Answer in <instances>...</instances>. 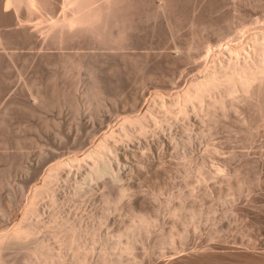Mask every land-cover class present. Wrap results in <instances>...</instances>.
I'll return each instance as SVG.
<instances>
[{
  "label": "rangeland",
  "instance_id": "1",
  "mask_svg": "<svg viewBox=\"0 0 264 264\" xmlns=\"http://www.w3.org/2000/svg\"><path fill=\"white\" fill-rule=\"evenodd\" d=\"M163 2L170 7L167 20L158 16L160 0H0V235L24 216L33 191L43 189L48 194L44 193V200L40 201L42 222L36 239L43 238L41 232L46 226L42 224L57 208L55 211L70 222L97 227L100 242L95 246L88 244L86 251H81H88L85 254L90 261L106 255L108 259L118 258L120 252L112 247L111 239L137 223L136 214L140 213L150 216L152 223L147 233H141V241L132 251L123 252L120 259L124 264H264V111L253 104L256 99L246 100L255 105L254 109L242 104L243 109L244 101L236 100L240 103L236 108L242 109L220 116L218 123L215 121L218 127L214 121L209 122L211 119L201 120L193 115L189 122L176 120L172 130L179 143L176 147L167 142L168 132L157 138L150 132L152 128L142 139L136 136L132 142H125L124 151L133 163L117 182L127 193L113 212L106 211V203L102 197L100 200L109 184L110 198L114 186H119L111 177L104 176L105 184L103 177L83 183L82 190L83 186L76 183L80 177L76 165L71 166L73 163H69L73 172L65 171L70 175L63 173L61 179L48 177L53 175V166L74 156L81 158L107 129L115 128L117 115L129 111L136 96L140 102L139 106L136 103V110L143 114L151 105L154 92H179L189 79L198 76L206 47L214 50L222 42L231 44L232 39L241 41L253 32L264 33V0ZM178 57L181 65L174 61ZM78 64L86 68H75ZM95 75L110 85L106 86L108 94L100 110L86 104L85 99ZM256 108L257 113L262 111L260 118ZM186 133H192L188 154L182 146L187 141ZM213 149L217 153L213 151L215 154L208 156L207 152ZM206 156L207 168H212L213 163L221 164L224 177L213 175L202 183L195 171H185L188 161L195 169L199 159ZM191 188L194 194L183 203L202 213L186 230L189 240L186 238L183 245L182 240L175 239L171 248L158 237L167 234L171 227L176 233L181 232L185 213H179L180 219L170 218L168 204L177 209L180 200L175 197ZM74 190L79 193L74 194ZM53 192L58 205L49 200L48 195ZM52 239L43 240L54 247L55 258L60 256V261L71 264L70 252L61 250ZM15 250L5 249L0 264H23V252Z\"/></svg>",
  "mask_w": 264,
  "mask_h": 264
},
{
  "label": "bare ground",
  "instance_id": "2",
  "mask_svg": "<svg viewBox=\"0 0 264 264\" xmlns=\"http://www.w3.org/2000/svg\"><path fill=\"white\" fill-rule=\"evenodd\" d=\"M155 1H158V0H154V2ZM160 1H161L160 6H158L159 7L158 16H163V18L167 20V15L169 13H171V12H168V9L170 7L168 6V8H167V6H166V4L168 3L167 1H166L167 3L163 2V0H160ZM145 4H147V3H145ZM145 4H144V6H145ZM148 4H150V3H148ZM147 10L150 11L149 9H147ZM148 11H147V13H145V16L148 15ZM170 11H171V9H170ZM150 16L151 15H149V17ZM154 16L155 15L152 14L153 19H154ZM152 17H150V19ZM145 20H146V18H145ZM147 20H148V18H147ZM167 24H166V26H167ZM257 33L253 32L252 35L250 34L251 37L247 36V35L244 36L243 38L241 37L242 38L241 41H238L237 38L232 39L231 44H222V43H224V42H222L218 46L216 45L217 47L214 50L210 46L206 47L204 50V56L202 57L203 66H202L201 70H199L198 76L194 77L191 80L189 79V81L187 83H185V85L183 87H181V90L179 92L178 91L175 93L170 92L171 94L169 93V95L168 94L167 95L162 94L161 92H156V93L154 92V94L152 93L153 95L150 96L151 97V102H150L151 105L147 108L146 112H144L143 114H141V112H137V110H136L137 109L136 103H137V105H138V103H140V102H137L138 101L137 97H139V96H136L135 101H133L134 105H131L133 107H131V109L129 111L125 110L126 112H123V114L117 115L118 120H117V126L115 128H112L109 130L107 129V131L102 135V138H100V141L98 143H96V145L94 147L92 146L93 147V148L91 147L92 149L88 150L87 152L85 151L86 154L83 155L81 158H76V156H74V158L68 159L69 160L68 162L62 161V163H59L58 165L56 164L57 166L56 165H55V167L53 166L52 170L50 169L51 172L54 171L53 175L48 176V177L52 178L53 176L54 177L56 176V179L57 178L61 179V177L63 176V173H65V171L67 169L69 171H71V169H69V166H70L69 163L70 164L75 163L74 165L71 164V166L75 167V165H76V167H77V169H75V168L74 169L77 170L76 174H78V178L80 177L79 178L80 180L77 182L75 180L74 181L77 183V185H79V187L83 183L86 184L88 182V184H89V182H92L95 180L97 181V179H101L102 177H103L102 182L104 183V180L106 178L104 176H109L107 178L111 177L112 181L114 183L115 182L117 183L123 178L122 177L123 174L126 172L127 169H129L131 167V165H132L131 163H133V162H131L132 160L129 161V159H128L129 155H127V153L124 151V149H126L125 142L130 143L132 138H134L136 136H137V138L142 139V137L147 133V130L149 128H152V131H150V132H153L154 135L156 134V136L164 134L162 132H165V133L168 132L167 142L169 141L171 143V146L176 147L177 142L175 141L174 135H172V130L174 129L173 123L176 120L188 121L190 116L193 115L195 117H199L201 120L206 118L209 121V119H211V121H209V122L214 121V123H215V121H217L220 116L221 117L225 116V114L228 115V113L230 111H231V113H232V111H233V113L235 111H237V110H235L238 108V107L236 108V106L240 103L236 102V100H239L240 102H242V101L246 102V100L251 101L252 98L257 100V102L255 101L256 103H253V104H255L258 109L264 111V33L263 32H261V33L257 32ZM233 42H235V43H233ZM212 46H214V45H212ZM209 56H210V59L207 61V57H209ZM187 60L192 61L191 59H189V57L187 58ZM174 61L177 63V65H181V63H182V60L179 57H178V59H174ZM79 63H81V62H79ZM200 63H202V62H200ZM83 66L84 65L78 64L75 68L80 69ZM101 78H102V76H100V77L98 75L94 76V79H93L94 82H93L92 86L90 87V89L87 91L86 98H85V99H87L86 104H88L89 106H95L99 110L102 109V106H103L102 101L105 99L106 94H108L107 93L108 92L107 87L110 86V85L107 86L108 84L105 82L106 80L105 79L102 80ZM167 93H168V91H167ZM238 98H242L243 100H240ZM249 101H247L248 103L247 102L241 103V106H242V104L246 105V106L250 105V106H253V109H254L255 105H252V102H250V104H249ZM252 101H254V100H252ZM93 103H95V104H93ZM250 106H249V109H251ZM242 108L244 109L245 106L244 107L242 106ZM242 108H238V112H239V109H242ZM257 108L255 109V111L257 110ZM262 111H261V113H262ZM252 112H254V111H251V113ZM256 113H257V111H256ZM261 113H257V114H259V118L262 115ZM252 114H254V113H252ZM257 114H256V116H258ZM244 115H245V113H244ZM226 120H227V118L225 119V121ZM218 121L216 123H218ZM220 121L222 122V120H220ZM244 121H245V118H244ZM103 122H104V120H103ZM103 122L100 121L99 124H102ZM110 122H111V120H110ZM263 123L261 125H264ZM93 124H95V123H93ZM93 124H91L92 128H94ZM242 125H243V123H242ZM185 126H187V125L185 124ZM216 127H218V125ZM108 128H110V127H108ZM95 130H96V127H95ZM149 130H151V129H149ZM212 130H214V129H212ZM190 134L192 135V133H190ZM190 134L187 135V133H186L187 141L184 143L181 142L182 146L185 145L186 150H185V148H184V150L187 154L189 153L188 151L191 149L190 137H192V136H190ZM175 135H177V134H175ZM144 138H146V137H144ZM157 138H160V137L157 136ZM194 138H196V137H194ZM155 140H158V139L155 138ZM241 140H243V139H241ZM177 144H179V143H177ZM126 145H129V144H126ZM124 146H125V148H124ZM252 146H253V144H252ZM254 146H256V144ZM138 147H140V146H138ZM145 147H146V145H145ZM178 149H179V147H178ZM141 150H142V147H141ZM213 151L216 152L215 149H213L212 151H208L207 152L208 156H209V153L214 155L215 152H213ZM233 153H232V155H233ZM254 153H256V152H254ZM208 156L200 158L198 163L196 161L197 165H196L195 169L194 168L192 169L193 166H191V167L189 166V164H190L189 161L187 163L188 165H185L183 163L184 166L186 167L185 171H187V172L189 171V173H192V172L194 173V171H195L196 175L199 177V179H200V181H202V183L205 182V180L207 178H209L213 175L214 176H221L223 174V177L226 175L224 169L220 166L221 164L220 165H218V164L214 165V163H213L212 168L211 167H209V169L207 168V160H208L207 157ZM225 159H226V157H225ZM135 160H137V159H135ZM135 163H137V162H135ZM67 165H68V167H66ZM184 166H183V168H184ZM187 166H189V168H187ZM65 167H66V169H65ZM139 167H140V165H139ZM133 169H132V171H133ZM129 170H131V168ZM69 171H66V172H69ZM71 172H73V170ZM187 172H185V173H187ZM49 174H51V173H49ZM67 174H69V173H67ZM76 174H75V179H76ZM127 174L128 173H126V175ZM188 175L189 174H187V176ZM233 175H234V173H233ZM197 176H196V178H197ZM197 180H198V178H197ZM62 183H63V181H62ZM92 183H91V186H92ZM116 183L114 185L118 184V183L117 184ZM65 184H63V185H65ZM113 184L111 186H113ZM241 185H243V184L238 185V187ZM120 186L121 185L116 186V187L114 186V188L111 191V193H113L111 198H110V184L108 185V191L104 195L100 196V200L102 197V200H104V202L106 203L105 204L107 206V209L105 208L106 211L113 212L120 207V206L118 207V204L121 205L120 202H121V200L124 199V197L126 196V193H127L126 192L127 189L123 188L124 186H122V187H120ZM203 186H205V184ZM191 187H194V186H191ZM83 188H84V186L81 189L83 190ZM104 188H106V186ZM48 189H47V191H48ZM81 189L79 188V191ZM192 189L193 188H191L190 190L188 189V191L184 190L186 192L181 191L182 193H179L180 191L178 192L179 194L175 197V199L177 198L178 200H180V201H178L179 204H178L177 209H176V207L173 208V205L171 206V204L170 205L168 204L167 210L169 209L168 210L169 216L171 215L172 217H176V218L178 217L177 219H180V217H181L180 214L182 212H184L185 215H184L183 219H181L182 222H181V220H179L181 222V226L183 228L181 232L179 231L178 233H176L177 231L176 232L174 231V229H173L174 227L173 228L171 227V230L168 231L167 234H162L160 237L157 236L158 238H160V240H162L161 243H163L164 245H168V246L170 245L171 246L173 244V241L175 239L177 240L178 238L180 239V240L178 239V241L181 242V240H182V242H183L187 238L186 237L187 236V231H186L187 228L194 225L196 222L195 220L201 216L202 210L198 211V210H195L192 208L188 209L184 205L185 203H183V200L186 199V197L190 196L191 193L193 192ZM195 189H194V191H195ZM44 191L45 190H43V189H40V190L35 189L31 195V200L27 204V208L24 211V216L18 221L17 220L15 222L13 221L12 227H10V228L8 227L9 230H7L5 233L3 232L4 234L0 235V261H4L3 260L4 258H2V256L4 257V255L1 256V254H2V252H4L5 249L14 248V249L18 250V252H23V254H24V256H23L24 258L22 259L23 264H54L55 262H57L56 264H58V263L59 264H65V261L59 260L60 256L58 259L55 258L56 255L53 252L54 247L51 248L50 245L46 244L47 242L45 243V241L43 240V239L46 240V238L47 239L53 238L52 240L56 241V243L59 245V248H61V250L64 249V250H67L68 252H70V254L72 256L71 264H124V263H122L123 261H121V259H122L121 257H122V255H124L123 252H127V254H129L130 251H132L134 245L137 244V242H139L141 233L145 234V231L147 233L148 226L152 223L150 216L147 217V216L140 214V213H139L140 215L136 214L137 215V223L135 222L136 224L134 223L130 227L128 226V228H126L123 232H118L111 239L112 247L119 249V251L117 249V252H120V253H118V255L114 253L115 255H117L118 258H116V256H115V258H112L110 256L112 259L109 258L110 259L109 260L106 257L107 256L106 255L105 257L103 256L100 260L94 261L92 259V261H90L88 256H87L88 254H85L88 251L85 253H84V251H86L88 244L95 246L98 242H100L101 238L99 239L100 234L98 235V232L96 229L97 227L95 228L93 226L94 224H89V225L85 224L86 226L82 227V225H79L80 224L79 222H78L79 224L76 223L77 221L76 222H73V221L70 222V220L68 218H64V217L60 216L61 215L60 212L58 213L57 211H55L57 208H55V210H53L54 212L52 211L51 214L48 215L49 216L48 218L45 217L47 219V222H45V223L43 222V224H45V225L42 224V226H46L45 230H44V232H43V230H42V232L40 231L41 234L43 233V235H42L43 238H41L40 240L36 239L35 235L37 236V234L39 233V229L41 227L40 223L42 222L41 218H39V216L41 214V213H39V210H40L39 206L41 205L40 201H41V199H43V197H45L44 196L45 194H46V196L48 194V193H45ZM74 192H76V191L74 190L73 193ZM83 192H86V191H83ZM240 192H241V190H239V194H240ZM53 193L52 194L50 193V195H48L49 200L54 205H56V204L58 205V199L56 197L57 194L55 195V193L54 194ZM76 193H79V192H76ZM80 194H76V195H79L82 198L83 196H81ZM144 194H146V193H144ZM193 194H194V192H193ZM76 195H74V196H76ZM82 195H83V193H82ZM128 196H130V195H128ZM86 197H87V195H86ZM81 198H80V200H81ZM166 206H167V204H166ZM169 206H171V207L169 208ZM174 206H176V205H174ZM41 208H42V206H41ZM43 211H44V207H43ZM108 212L105 215L103 214V216H102L103 221L105 220V218H107ZM171 216H170V218H172ZM205 216H207V215H205ZM18 219H19V217H18ZM92 219L93 218L90 217L89 220H92ZM83 221H84V219L82 220V222ZM103 221H99V224L101 222L104 223ZM135 221H136V219H135ZM179 221H176V222H179ZM207 221H208V219H207ZM89 222L93 223L91 221H89ZM199 223H200V221H199ZM206 224H208V223H206ZM197 226H199V225L197 224ZM175 230H176V228H175ZM189 230H190V228H189ZM216 231L218 232V230H216ZM175 235L177 236V238L176 237L174 238ZM215 236H216V234H215ZM219 236H221V235H219ZM157 240L159 241V239H157ZM187 240H189V239L187 238ZM241 240H243V239H241ZM159 243H160V241H159ZM184 243L185 242H183V245H184ZM53 244H55V242H53L52 245ZM58 245H55V247ZM173 247L174 246L172 245L171 248H173ZM91 248H90V252L92 249H94V248H92V249ZM55 249H57V247ZM82 250H84V251L81 252ZM121 253H123V254H121ZM114 254L112 256H114ZM65 255H66V257L68 256L67 254H65ZM102 255H104V254H102ZM64 256L62 255V257H64ZM65 259H67V258H65ZM133 264H142V263L141 262L137 263V261L136 262L133 261Z\"/></svg>",
  "mask_w": 264,
  "mask_h": 264
}]
</instances>
